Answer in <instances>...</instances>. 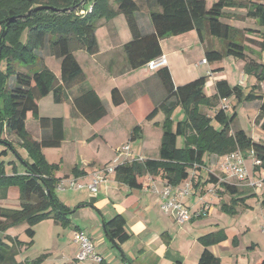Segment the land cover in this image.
Here are the masks:
<instances>
[{"label": "trees", "instance_id": "trees-1", "mask_svg": "<svg viewBox=\"0 0 264 264\" xmlns=\"http://www.w3.org/2000/svg\"><path fill=\"white\" fill-rule=\"evenodd\" d=\"M144 0L149 11L154 32L144 34L139 25L141 7L134 0H0V147H5L0 156H6L11 149L26 168L25 174L13 172L9 175L5 163L0 161V197L6 198L11 187H18L20 209L0 207V264H44L47 255H40L34 260L18 262L16 257L22 248L34 245L33 227L46 220L67 228L70 217L75 213L59 198L55 173L59 165L50 164L43 150L58 148L65 138L62 118H42L39 114V102L53 94L54 101L61 104L68 100L67 93L78 86L81 92L73 98L74 109L91 125H95L108 115V109L98 94L87 88L86 75L75 57V52L85 51L89 56L100 52L96 36L100 21L111 22L118 14L124 15L132 40L123 46L130 71L144 68L147 63L163 56L161 42L167 38L180 36L192 31L198 35L205 46V60L213 65L232 57L243 61V72L254 78L256 83L249 89L242 85L232 86L227 80L215 84L216 93L207 96V76L200 77L182 86H175L167 67L156 71L165 90L164 99L148 114L146 120L153 121L160 113L164 115L163 131L158 159L131 163L116 167L115 179L131 190L142 189V178L149 175L156 177L173 188L188 180L191 170L203 171L210 157H223L231 153H240L247 159L251 152L261 162L254 167V172L264 171V145L239 129L233 131L237 120V108L242 104L260 102L256 122L264 132V63L249 57L256 55L262 59L264 54V32L252 29H238L222 21L255 20L264 29V0ZM39 10L30 17L18 19L7 25L12 18H18L30 11ZM228 10H246L245 16L231 14ZM82 12H85L82 14ZM260 33V50L253 49L248 35ZM210 38L217 40L220 49L205 44ZM48 53L61 63V79L44 66L40 53ZM41 62L40 70L32 73L29 68ZM23 69H27L23 71ZM222 71L214 70L213 73ZM229 101L232 114L224 108L218 109L221 102ZM125 102L118 89L112 91V103L120 106ZM181 108L184 118L175 125L173 115ZM217 110L213 117L202 110ZM28 115L39 121L42 130L41 141L34 140L26 129ZM216 123L219 128H216ZM14 136L27 152L30 163L21 158L13 143L2 138L3 134ZM142 128L133 129L130 141L141 138ZM183 139V146H178V139ZM75 177L86 175L73 170ZM205 185H219L223 193L232 197L230 204H222L221 210L231 216L245 205V198L240 189L213 174L204 172ZM49 191V193H48ZM264 205V201L262 203ZM246 208V207H245ZM27 223L26 234L30 242H21L18 238L2 237L10 228ZM126 220L116 215L105 221L103 229L115 246L122 253L126 264H131L121 250V245L129 241L125 230ZM226 236L210 234L201 239L205 246L223 241ZM100 264H108L103 260ZM199 264H221L210 251L205 250ZM264 264V262L262 263Z\"/></svg>", "mask_w": 264, "mask_h": 264}, {"label": "crops", "instance_id": "crops-1", "mask_svg": "<svg viewBox=\"0 0 264 264\" xmlns=\"http://www.w3.org/2000/svg\"><path fill=\"white\" fill-rule=\"evenodd\" d=\"M143 5L145 6L144 2ZM145 8L146 10L141 9L139 25L144 34H150L154 32V28L150 21L149 11L146 6ZM228 12L239 16L246 15V10H228ZM118 19L120 18L113 19L108 23L99 22L96 36L100 52L97 55L89 56L81 50L78 52L83 55L82 59H79L77 52L75 53V57L86 75V87L98 94L108 109V115L95 125H91L74 109L73 98L81 92L82 86L68 92V100L61 104L55 103L53 94L47 96L51 110L56 112L54 115L43 113L40 106L41 101L39 102L40 117L64 120L65 138L61 146L43 150L50 164L59 165V171L55 174L57 179L74 178L80 183L89 184L94 172L113 165L116 159H118L117 164L121 165L129 164L134 160H148L150 156L159 158L163 135V131H160L162 123L157 120L159 115L153 121L146 120V117L164 99V88L156 72H150L145 68L129 70L123 46L132 40V34L126 19L124 25L123 20L119 22ZM246 20L249 19L224 22L238 29L264 32V30L248 27ZM254 35H259V43L262 42L260 33L248 35V37L253 39ZM187 37H192L193 43L198 41L201 45L200 64L207 68L206 75L202 77L209 78L205 87L207 96L210 97L216 93L215 84L219 80H227L230 85L235 86L226 72V68L222 65L223 61L213 65L206 62L205 46L200 42L195 31L167 38L161 42L163 55L167 59V68L171 73L174 85L176 87L185 85L199 76L192 72L193 65L189 59L193 45L180 43ZM215 42L221 48L217 40L210 38L206 40L205 44L217 48ZM51 57L44 52L43 64L60 80L61 63L56 60L55 67H52L48 62ZM263 59L264 54L261 60ZM217 69L224 70L221 73H213ZM22 70L26 71V69ZM243 77L245 80L247 79L245 74ZM238 84L241 83L238 82ZM113 89H118L125 100L120 106H115L112 103ZM179 111L181 108L176 109L173 115L175 125L177 123L175 118L179 117L178 121L184 118L180 114L177 116ZM30 118H33L32 115H28L26 123ZM134 120H139L138 126L144 127L146 123L152 125V128L142 129L141 138L135 141L139 144L136 147H130L129 155L119 153L123 147L119 149L117 140H114L115 134L118 135L121 132L120 127L123 124L129 126L128 123L131 122V125L134 126ZM38 126V137H35L34 140L41 141L42 130L40 124ZM26 129L31 136L27 124ZM260 135L262 134L260 133ZM130 137L125 143L130 141ZM5 138L13 141L10 136H5ZM253 140L259 142L254 138ZM3 151H6L5 147H1L0 154ZM6 154L5 158L9 157V150ZM19 155L26 162H31L28 156ZM156 155L157 157H155ZM215 157L212 156L208 159L203 171L191 170L190 172L193 174L177 187L178 190L190 187V192L183 198V201L192 214V219L184 224H179L173 216L162 212L160 191L166 186V183L149 175L140 180L143 187L137 190H131L126 185L118 183L115 173L109 175L107 180L99 185L97 194H91L84 188L72 190L66 199H62L59 193L66 190L56 189L62 202L71 209L76 208V211L70 217L71 224L67 228L56 224L53 220L44 221V255L48 256L44 264H100L93 260L83 262L76 260L79 251V245L75 242L77 232H82L91 239L95 253L104 262L126 264L121 251L117 249L114 242L108 239L103 229L104 222L111 220L116 215H122L126 220L125 230L130 239L121 245V250L131 264H199L205 250L210 251L220 260L221 264H262L264 262V205L262 204L264 184L254 177V183L258 185L256 188L241 182L239 184L230 183L228 176H219L214 173ZM0 161L5 163L1 156ZM249 162L250 159L247 158L246 163ZM9 163L13 165V172L26 173L22 161L20 163L12 159ZM76 168L85 172L86 175L75 177L73 170ZM204 172L213 174L220 179V182H227L240 189L242 196L239 198H245V205L238 207L236 215L231 216L221 210V205L230 204L232 197L223 193L219 185H205L207 177L203 175ZM253 176H262L264 179V171L254 172ZM12 191L10 188L6 198L0 197V207L20 209V194L15 190L12 194ZM12 195L15 203L10 205ZM37 227L38 225L33 227L35 237L34 245L31 248L37 242ZM28 228L29 225L23 223L10 228L2 234V237L10 236L28 243L30 242L26 234ZM17 230H21V234H25V238L22 239L20 234L17 235ZM220 232L226 236L223 241L207 246L202 244V238ZM31 248H22L18 255L22 258L17 256L16 260L18 262L30 260L25 256Z\"/></svg>", "mask_w": 264, "mask_h": 264}, {"label": "rangeland", "instance_id": "rangeland-1", "mask_svg": "<svg viewBox=\"0 0 264 264\" xmlns=\"http://www.w3.org/2000/svg\"><path fill=\"white\" fill-rule=\"evenodd\" d=\"M136 1L140 5L141 9L146 10V8H145V6L143 5V2H142L144 0H136ZM213 3H214L213 0H209L208 6H211ZM116 18H120V19H118L119 22H120V20H123L122 21L123 25L126 24L124 15L118 14L114 19H116ZM228 20H231V19L225 18L222 21H228ZM233 21H237V20H233ZM239 21H241V20L239 19ZM246 22L249 25L248 27H250V28L264 30L258 23H254L255 21L252 20V19L251 20L250 19L246 20ZM259 37H260L259 35H254L252 37L253 39L250 38L251 43H247L250 47H252L253 49H256L257 51L260 50V48H259V40H258ZM101 40H102V38H101ZM196 42L197 43H193L192 37H187L185 40L181 41L180 43L187 44V45L190 43V44L193 45V48L191 49L190 54H189V59H190V63L193 65L192 72L198 74L199 75L198 78H200L203 75H206L207 68L204 65L202 67V65L200 64V60L202 59V55H201L202 54V48H201V45L199 44V42L198 41H196ZM102 44L104 45L103 40H102ZM215 45H216V47L218 49H220L218 43L215 42ZM43 54L44 53H42V52L40 53V57L41 58H42ZM82 55H83L82 53H79L77 51V56H78L79 59H82ZM249 57L252 58V59H255V60H257V61H259L261 63H264V59L261 60L260 57H258L256 55H249ZM56 60L57 59L55 57H51L48 60V62H49L50 65H52V67H55V64H56L55 61ZM244 64L245 63L243 61H237L236 59H234L232 57H227V58H225L223 60V64L222 65H223L224 68H226V72L228 73L231 81L233 83H235V85H239L238 84V82H239V83H241L240 85H242L244 88L249 89L251 87V84L253 85L254 83H256V81H255L254 78H250V77H247V79L245 80V77H243L244 73H243V70L241 68ZM40 66H41V62H39L36 66H34L32 68H29L28 70H30L32 73H35V72H38L40 70ZM223 70L224 69H222V71L217 72V73H221V72H223ZM198 78H196V79H198ZM249 78H250V81H249ZM196 79H194V80H196ZM252 80H254V81L252 82ZM261 91H262V93H264V83L261 84ZM164 97H165V90H164ZM260 104H261L260 102H252V103H247V104L240 105L237 108V111H236L237 112V120L234 123L232 132H235V131H237L239 129H242L246 133H248V136L254 138L255 140L259 141V143L264 145V132L260 129V127L258 126V124L256 122V119H257L258 114H259ZM40 106H41L42 112L45 113L46 115H48V114L49 115H54V113H56L55 111L51 110L47 97L43 98L41 100ZM221 108H226V110L228 111L229 114H232V112H233V109L230 106V102L229 101L221 102L219 107H218V109H221ZM217 110L203 109L202 111L205 114L213 117ZM178 114H180L181 116L184 117V113L182 112V110L179 111V113H177V116H178ZM178 119H179V117L175 118V121L178 122ZM157 120H159L162 123L163 120H164V115L162 113H160L158 118H157ZM138 121L139 120H134V122H133L134 126L131 125V122L128 123L129 126L128 125H124V124H123L124 126L121 125V127H120V131L121 132H119L118 135L115 134V137H114V140H117L116 143L120 146L119 149H121L122 147H124L126 145H130V147H136L139 144V143H135V142H132V141H127L125 143V141L127 139H129V137L131 136V134L133 132V129L136 126H138V123H137ZM143 122H144V120H143ZM26 124H27V128L30 131L31 136L33 137V139H35V137H38V128H39L38 120L36 121V119L30 118ZM213 124H214V126L216 128H219L216 123H213ZM151 126L152 125H149V124L147 125L145 123L144 127L143 126L142 127L140 126V127L142 129L143 128H145V129L147 128V130H148V128L151 127ZM160 131H162V130L160 129ZM259 132L262 135H260ZM125 134H127L129 137L126 136ZM5 136H7V135L4 133L2 138L5 139ZM10 139L13 140L12 142H15V143H13V146H14L15 150L19 154H23V155L27 156V152L19 144V140L16 137H14V136H12V138H10ZM178 146L179 147L183 146V139L182 138L178 139ZM0 149H1V147H0ZM228 155H230V154H228ZM228 155H226V156H228ZM226 156L218 157V158L215 157L214 158L215 159L214 162H213L214 163L213 165H215L214 173L219 175V176H221V175L228 176L230 183L239 184V181L234 176L233 172L227 166L224 165L225 164V159L224 158ZM5 157L6 156H2L1 159L5 160L6 171H7V173L9 175H13L14 168H13V165L10 164L9 162L12 159H14L15 161H18V162L21 163V160L15 154V152L13 150H11V149H9V157H7V158H5ZM155 157H157V155ZM150 159H156V158H153V156H150ZM249 159H250V162L248 164L246 163V167H247V170H248V173H249V178H248L247 181L243 182V184H248L249 182H254L255 180L253 179V177L255 179H257L259 182L264 184V179H263L262 176H253V174H254L253 169L255 167V164H254L255 159L253 157H250ZM191 174H193V173L191 172L190 176H191ZM256 187H258V185H256ZM11 189L13 190L12 194H13L14 190L16 192H19V188L18 187H11ZM71 191L72 190L67 189L65 192H60L59 195H60V197L62 199H66V197L68 196V194H70ZM14 203H15V201H14V196H13V197H11L10 205H13ZM37 232H38L37 242H36L35 246L33 248H31L29 252H27V254L25 256V257L30 258V260H34L35 258H37L40 255L44 254V222H41L40 224H38ZM18 234L21 235L22 239L25 238V234H21V230H17V235ZM18 258L21 259L22 257L18 256Z\"/></svg>", "mask_w": 264, "mask_h": 264}, {"label": "built area", "instance_id": "built-area-1", "mask_svg": "<svg viewBox=\"0 0 264 264\" xmlns=\"http://www.w3.org/2000/svg\"><path fill=\"white\" fill-rule=\"evenodd\" d=\"M85 12H82L84 14ZM167 67V59L163 55L157 59H154L145 65V69L150 72H156L162 68ZM226 109V108H224ZM130 150V145L124 146L119 153L128 154ZM129 155V154H128ZM253 157L255 159V166H260L261 162L255 158L254 153L251 152L249 158ZM225 166H227L238 179L239 182L243 183L248 180L249 173L246 167V160L240 153H232L225 158ZM118 159L115 160L113 165L107 166L102 170H98L92 174V180L89 184H83L77 181V179H62L57 185L59 191L79 190L86 188L91 194H97L99 185L107 180V177L115 173ZM249 186L256 187V183L249 182ZM190 192V187L187 186L184 189L178 190L177 187L173 188L166 185L160 191L161 210L166 215L173 216L179 224H184L192 219V214L186 207L183 198L186 197ZM264 232V230H263ZM75 242L79 245V251L76 256V260L83 262L88 260H93L96 262H101L102 259L95 253L94 244L91 239L82 232H77L75 234Z\"/></svg>", "mask_w": 264, "mask_h": 264}, {"label": "water", "instance_id": "water-1", "mask_svg": "<svg viewBox=\"0 0 264 264\" xmlns=\"http://www.w3.org/2000/svg\"><path fill=\"white\" fill-rule=\"evenodd\" d=\"M45 9H48L47 7H39V8H36L32 11H30L28 14L24 15V16H20L18 18H12L10 19L8 22H7V25L9 26L10 24L12 23H15L18 19H23V18H27V17H30L33 13H36L37 11L39 10H45ZM49 193V191H48Z\"/></svg>", "mask_w": 264, "mask_h": 264}]
</instances>
